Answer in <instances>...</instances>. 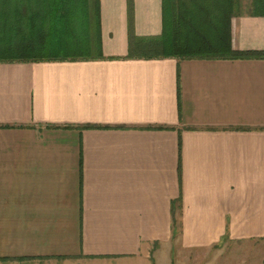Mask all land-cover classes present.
I'll list each match as a JSON object with an SVG mask.
<instances>
[{
  "label": "crops",
  "instance_id": "crops-1",
  "mask_svg": "<svg viewBox=\"0 0 264 264\" xmlns=\"http://www.w3.org/2000/svg\"><path fill=\"white\" fill-rule=\"evenodd\" d=\"M98 1L105 58L0 62V264L264 241V57L126 58L127 0ZM132 14L160 33L161 0ZM229 21L231 47L264 50V15Z\"/></svg>",
  "mask_w": 264,
  "mask_h": 264
},
{
  "label": "trees",
  "instance_id": "trees-1",
  "mask_svg": "<svg viewBox=\"0 0 264 264\" xmlns=\"http://www.w3.org/2000/svg\"><path fill=\"white\" fill-rule=\"evenodd\" d=\"M127 7L126 58L264 57L234 49L229 34L232 17L264 15V0H161V31L146 36L134 33L132 0ZM99 13L98 0H0V62L105 58ZM173 211L177 234L179 204Z\"/></svg>",
  "mask_w": 264,
  "mask_h": 264
},
{
  "label": "rangeland",
  "instance_id": "rangeland-1",
  "mask_svg": "<svg viewBox=\"0 0 264 264\" xmlns=\"http://www.w3.org/2000/svg\"><path fill=\"white\" fill-rule=\"evenodd\" d=\"M223 243L195 250L177 246L172 264H264V241Z\"/></svg>",
  "mask_w": 264,
  "mask_h": 264
}]
</instances>
